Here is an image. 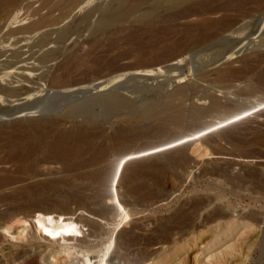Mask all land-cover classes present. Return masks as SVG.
<instances>
[{"label":"rangeland","instance_id":"374dc122","mask_svg":"<svg viewBox=\"0 0 264 264\" xmlns=\"http://www.w3.org/2000/svg\"><path fill=\"white\" fill-rule=\"evenodd\" d=\"M71 1L0 0V50L12 49L15 42L22 41L24 37L27 38L28 35L9 36V34L37 20V16H46L48 21L57 23L62 21L58 26L42 29L39 32L40 35L50 31L56 33L53 34L55 37L61 27L70 25L71 34L74 35H69L70 38L68 37L65 43L71 42L72 38V41L78 40V44L84 43V46L78 45L75 52L62 49L61 58L71 60L70 58L75 55V60L70 63L74 68L78 62L81 63V67H76L77 71L74 72L72 68L73 72H70L72 75L70 74L69 79L77 81V78L81 80L85 76L87 80L90 79L88 82L74 86L73 90L82 89V86L87 87L88 84L92 86L95 82L106 79L112 70L124 68L120 71V74L124 75L116 78L121 80L118 83L120 88L113 90L125 95L126 103L118 109H104L98 104L92 109L94 117L91 118V145L92 148L101 145L105 152L91 169L95 167V169L107 168L108 170L110 169L109 164L117 155L136 148H140L142 153L141 158L137 159L138 161L134 160V163L151 161L152 166L144 170L146 175L137 177L131 182L122 179L119 182L101 184L88 177L90 168L81 163L83 161L81 156L71 157L65 164H62L53 162L47 150H40L29 160L0 165V174L4 171L3 176L7 175L11 179L8 186L0 190L1 196L4 197L0 200V212L5 219L12 221L31 217L41 208H51L57 213L62 211L61 213H69L76 219H82L86 224L83 229L86 233L91 230L89 224L96 223L109 232L104 244L108 248L104 252L105 256L109 255L107 261H112L113 264L121 262L125 264H264V85H262L264 84V2L255 1L257 3L242 4L241 12L244 13L236 21L238 25L235 23L229 32L221 33L216 38L204 41L196 47L197 37L193 34L188 35L189 32L185 27L199 25V30L203 31L201 32L203 35L205 23L201 26L200 18L197 17H190L186 20L174 19L159 1H146L148 5L144 3L145 6L142 5L138 13L136 10L132 13V17L124 20V23L122 21L104 32L103 30L97 32L94 28L97 12L93 14L89 22L93 24L92 29L91 24L74 22L94 6L101 5L103 10L107 9L113 0H91L92 3L90 2L88 7L77 8L78 10L69 12L66 11L67 4ZM32 11L38 14L34 17L29 16L28 20L22 22L23 24L19 23V20L27 14L32 15ZM140 15L146 18L141 22H132ZM227 16L233 18L237 16V13L232 12ZM219 17L220 15L211 16L210 19L215 20ZM127 27H130V30ZM141 27H143L142 31ZM122 28L128 30H124L126 34H122ZM145 29L147 30L144 31ZM234 29L237 33L233 31ZM114 30L115 32L121 30V32L115 33ZM109 31L110 33H106ZM134 32L135 34L131 35ZM39 34H33L32 38L39 37ZM118 34L120 36H116ZM123 35L125 36L122 37ZM116 37H121L118 38L120 39L118 42ZM87 39H90V42ZM25 44L23 40L14 46L22 47L21 51H26ZM85 44L90 48L85 47ZM8 45L12 46L8 47ZM108 45H111L113 50L109 46L108 51ZM99 46H102L103 53ZM81 51L82 54H80ZM76 54H78V62ZM83 55L85 57L89 55L90 59L97 58L96 62L100 60V63H96L93 59L89 61L92 63L88 64V57L85 58ZM151 59L152 61L162 59V61L154 67H145V69L141 67L143 70L140 67H135V69L131 67L135 63L152 62ZM82 62H86L83 64L88 68L83 67ZM225 63L231 64V70L226 73L227 76H219L212 72L215 68L224 66ZM174 65H177L175 70L179 69L177 72L173 68ZM102 68L103 71H101ZM105 69L108 71L106 75ZM81 70L84 71L81 73L79 72ZM96 70L101 71L104 77L103 74L100 75L101 77L97 76ZM149 71H154L153 73L156 71L157 76L151 79L142 77L124 80L126 77H133L134 72ZM92 72L96 73L93 75ZM180 73L185 84L189 86L187 96L181 101L182 106H185L184 116H188L187 119L183 116L180 122L170 123L145 118L134 120L131 117L143 102L152 98H165L171 86L168 83L163 86V89L158 86L167 75ZM74 74L76 75L72 77ZM114 75L116 74L112 76ZM258 77L260 78L257 79ZM229 80L234 81L231 83ZM261 80L263 83L258 84ZM92 90H90L91 93L76 96L80 99L89 94L93 95L97 91ZM239 92L240 94L236 95ZM244 95L250 100L236 102L240 110L229 117L223 123L225 125L214 121V127L204 129L199 122H208L212 119L189 114V103L194 102L198 96L205 97L203 104L206 108L209 107L208 102L212 99L218 100L225 108H229L235 106L237 97L244 98ZM55 96L60 97L61 91ZM52 97L53 94H46V98ZM56 102L57 99L49 103L50 105L57 104L55 111L59 110L58 106L62 105ZM2 103L0 102V108L5 109L11 106L7 102ZM42 115L47 116V114ZM220 115L224 114L220 113ZM59 116V114L51 113L50 120ZM38 118L40 117L33 114L25 116L0 114V131L2 132L0 157L13 155L12 150L17 140L20 137L25 139L29 133L20 129L21 126L34 123ZM71 128L69 120L57 125L49 122L44 127L33 130L34 136L30 142L34 147L47 146L57 136L70 131ZM215 128L232 129L227 131V136L224 135L223 138L218 136V130ZM117 139L120 140L117 141ZM104 143L106 146L103 145ZM181 146L183 150H180ZM184 159L186 160L185 165L180 164L179 162ZM22 231L21 225L15 224L10 230V236L3 237L0 234V264H79L76 256L68 258L64 254L67 259L62 255L63 253L61 255L64 257L60 255L57 263L52 261L50 251L43 252L45 247L41 241L33 243L32 248L34 249L25 247L29 230ZM224 232L229 235L225 236ZM214 239L218 240L216 244L206 245ZM104 246L100 248L105 250ZM24 250L28 251L27 254L21 255ZM25 256H29L27 263L24 261Z\"/></svg>","mask_w":264,"mask_h":264},{"label":"bare ground","instance_id":"6f19581e","mask_svg":"<svg viewBox=\"0 0 264 264\" xmlns=\"http://www.w3.org/2000/svg\"><path fill=\"white\" fill-rule=\"evenodd\" d=\"M146 1H149V0H130V1L129 0L128 1H126V0H113L107 9L103 10L101 5L94 6L91 9H89L88 11H86L84 13V15L81 16V18L76 20L74 23L87 24V25L91 24V29H92L93 24L89 23V22H90L91 17L93 16V14L97 12L96 14H98V16H97V19L95 21L96 27H94V28L97 29V32L102 31V30L104 32L110 28L112 29L113 26L118 25L122 21H123L122 23H124V20H126L128 17H130L132 15V13L135 12L136 10H137L136 12L138 13V10H140L139 8L142 5H144V3ZM156 1H159V3L165 9V11L170 12V16L173 17L174 19H179V20L185 19L186 20V19H189L190 17H197V18H200L199 23L201 26L204 25L203 23H205V25H204L205 26V29H204L205 33L203 35L201 34V32H203V31L200 32V30H199V28H200L199 25L185 27L187 29V32H189L188 35L191 34V36H192V34H193L194 36L197 37V41L195 42L196 47L199 46L200 44H203L204 41L207 42V40H209V39L216 38V36L221 34V33L223 34L225 32H229L230 29L232 28V26L235 25L236 21H238L239 18L244 13V12H241L242 4L249 3V2H251V3L252 2L253 3H257V2L259 3L262 1L264 2V0H156ZM255 1H257V2H255ZM60 2H62V1H60ZM90 2H91V0H72L71 2H69L67 4L68 9L66 11L72 12L77 8L84 9L85 6L88 7L87 5ZM147 3H145V4H147ZM257 11H260V10H257ZM232 12L237 13V16L233 17V18L228 17L227 14L232 13ZM22 14H23V12H22ZM30 14L29 15L27 14L25 17H23L21 20H19V23H22L24 20H28L29 16L34 17L38 13L35 12V14H34V12H33L32 15H30ZM216 15L217 16L220 15V17L218 19L215 18V20L210 19L211 16H216ZM245 15H244V17H246ZM37 17H38L37 20L33 21L29 25H27L23 28H20L16 31L10 32V34H9V36H12L13 34H20L22 36L28 35L27 38L26 37L23 38V40L26 42V44L24 46V48H27L26 51H21L22 47L17 48L16 46H14V45H17V43H19V42L21 43L23 40L15 42L13 46L8 45V47L12 46L13 47L12 49H9V50L5 49L6 51H3V49L0 50V59L2 57L3 58L5 57L4 60L3 59L0 60V102L1 103L7 102L11 105L5 109L0 108V114H2L3 116H12L13 114L25 116V115H29V114L32 115L33 114V115H37L40 117L34 123H28V124H24L21 126L20 129H23V130H26L27 132H29L26 135L27 137L25 136L26 137L25 139L24 138L22 139L20 137L19 140H17V144L13 147V150H12L13 155H11L10 157H4V158L0 157V165L12 164V163H16V162H20V161H24V160H29L32 155H34L35 153L44 149V150H47V152L49 153L50 159L53 162H58V163H62V164H65L68 161V159L71 157H74V156L80 157L81 156L80 158L83 159V161L81 163H83L86 167L90 168V172L88 173V177L91 178V180L97 181L101 184H109L112 182H119L122 179H126V181L131 182L137 177H142V176L146 175L144 170L146 168H148V167L150 168V166H152L151 161L150 162L144 161L142 163L141 162L140 163H137V162L134 163V160L141 158L140 154L142 153V151L140 150V148L131 149V150L122 152V153H120L119 156L115 153L117 155V157L113 160V162H111L110 164L108 163L110 166V169H108V170H107V168L106 169L105 168L95 169V167H94V169H91L92 165L99 159V157H101V155L103 156V154H104L103 152H105V151H103L101 145H100V147L95 146V148H92V145H91V139H92L91 138V124H92L91 118L94 117L93 116L94 111L92 112V109L94 108L93 106H95L97 104L101 105L104 109H110V108L118 109V108L122 107L124 105V103H126V97H124L125 95L123 96L122 94H119V93H117V91L113 90L114 88L119 87L120 84H118V83L121 80H118L116 78L121 76V75H124V74H120V71H122L124 68L122 69V68H120L121 66H119L120 69L117 68V70H112L111 73H108L109 77L106 76L107 77L106 79L100 80L98 83L95 82L96 84L95 83H94V85L91 84L92 86H90L88 84V86L86 85L87 87L82 86L83 87L82 89L73 90L74 86H76V85L78 86V84H81L83 82H88L90 79L87 80L86 76H85V78H83L81 80H79L77 78V81L71 80L72 78L69 79V76L71 74L70 72H73L72 68H74V67H71L72 64L70 65V63H73L72 60H75L74 59L75 55L73 57L67 55V56L71 57L70 58L71 60L63 59L64 57L61 58V56L63 54V53H61V51H62V49H64V50L68 49L70 51H74V50L76 51L77 46L80 44L84 46V43L78 44V42H77L78 40L72 41V38L70 39L71 42L69 41V42L65 43V41L68 39L69 35L73 34V33L71 34L70 25L66 26V27L64 26L63 28L61 27L57 31V35L55 37L53 36V34L55 32H50V31H47L44 34L40 35L39 32L42 29L58 26L62 21L60 23L59 22L57 23L56 21H50V20L48 21L47 20L48 17H46V16H41V17L37 16ZM145 18H146L145 16L140 15V16L134 18L133 20L131 18V20H132V22L134 21L136 23V22H141ZM263 18H264V16H263ZM53 19H55V18H53ZM236 24L238 25V23H236ZM80 26H82V25H80ZM147 26L148 25H146V27ZM76 27H77V25H76ZM130 27H127V29L129 28V30H130ZM141 28H142L141 29V31H142L143 27H141ZM72 29H74V28H72ZM88 29H89V27H88ZM125 29L126 28H124L122 30L123 31L122 34L127 33V32L124 33ZM127 29L125 31H128ZM147 29H145L144 31H146ZM132 30H134V29H132ZM94 31H93V33H95ZM117 31L115 32V30H114L115 33L121 32V30H120V32H117ZM233 31H235V29ZM233 31H231V33ZM106 33H110V31L106 32ZM111 33H112V31H111ZM33 34H35V35L39 34V37L32 38ZM134 34H135V32L131 35H134ZM262 34L263 33L261 32V35ZM95 35H96V33H95ZM188 35H186V36H188ZM114 36H112V38ZM116 36H120V35L118 34ZM124 36L125 35H123L122 37H124ZM93 37H94V34H93ZM107 37H109V35ZM107 37L105 38V40L107 39ZM188 37H190V36H188ZM77 38H80V37H77ZM116 38H117V42H118L120 40V39L118 40V38H121V37H116ZM87 40H89V42H90V39H87ZM86 42H88V41H86ZM102 43H103V41H102ZM112 43H114V42H112ZM86 44H88V43H86ZM86 44H85V47L88 46V45L86 46ZM109 44H111V43H109ZM19 45H23V44H19ZM91 45L93 47L92 43H91ZM111 45H108V51H109V46H111ZM83 46H81V47H83ZM85 47H83V48L85 49ZM101 47H100V50H101ZM172 47L173 46H171V49H173ZM176 47L179 48L180 46H176ZM106 49H107V47H106ZM111 49H112V46H111ZM96 51H97V49H96ZM101 51H99V52H101ZM103 51H102V53H103ZM87 52H88V50H87ZM94 52H95V50H94ZM77 53H78V51H77ZM93 53H92V55H93ZM80 54H82V51ZM83 54H85V53H83ZM76 55H77V58H76V60H77L78 54H76ZM120 55H122V54H120ZM120 55H117V56H120ZM67 56H66V58H67ZM102 56H104V55H102ZM84 57H82V58H84ZM87 57L89 59V60L87 59L88 60L87 63L89 64L90 63L89 61L93 60L94 58L92 57L93 59H90L91 57L89 55L86 56L85 58H87ZM94 57H95V54H94ZM159 57H160V55H159ZM100 58H98V59H100ZM119 58H117V59H119ZM84 59H83V61H84ZM95 59H97V58H95ZM114 59H116V58L114 57ZM79 61H80V58H79ZM96 61L97 60H95V62ZM110 61H111V59H110ZM150 61H152V59ZM161 61H162V59L161 60H155V61L148 62V63H141L140 62V63H135V64L131 65V67L133 66L134 69H135V67H140V68L142 67L145 69V67L150 68V67L157 66L161 63ZM77 62H78V60H77ZM98 62H96V63H98ZM74 63H75V61H74ZM83 63L84 62H82V64ZM110 63H112V61ZM93 64L91 65L92 67H93ZM107 64L109 65V63H107ZM76 65L81 67V63H79V62ZM77 66H75L74 72L77 69L76 68ZM85 66L87 67V65H84L83 67H85ZM94 66H96V64ZM97 66H98V64H97ZM176 67H177V65H174V67H173L174 70L176 69ZM100 68L101 67H99V69ZM230 68H231V64L225 63L224 66L217 67L212 72H214L216 75H219V76L220 75L227 76L226 73H228V71L231 70ZM83 69H85V68H83ZM99 69H97V70H99ZM125 69H126V67H125ZM86 70L87 69H85V71ZM97 70H96V72H98V73L95 72L96 75L98 74L97 76L101 77L100 75L103 74V73H101V71H103V68L100 72ZM178 70H175V71L177 72ZM234 70H237V69H234ZM247 70H249V69H247ZM83 71L84 70H81L79 72L82 73ZM113 71H114V73H113ZM232 71H233V69H232ZM243 71H244V69H243ZM249 71H248V73H249ZM79 72H78V74H80ZM107 72L108 71L106 70L105 75L107 74ZM130 72L132 73L133 71H130ZM153 72H151V71L145 72V73L134 72L135 74L133 75V77H128V78L126 77V78H124V80H128V79L131 80L132 78L139 79L142 77H144V78L146 77V79H151V78H153V76H157V72L155 71L156 74ZM170 72H173V71H170ZM92 73H93V75L95 74L94 72H92ZM245 73H246V71H245ZM78 74H77V76H78ZM109 74H112V75L116 74V75L112 76ZM166 74H168V73H166ZM75 75L76 74H74L72 77H74ZM103 77H104V74H103ZM228 77H229V75H228ZM242 78H244V77H242ZM259 78L260 77H258L257 79H259ZM220 79H218V80H220ZM230 79H231V77H230ZM238 79H239V77H238ZM250 79H252V78H250ZM223 80L227 81L225 79H223ZM234 80H235V78H234ZM233 81H230V82L232 83ZM254 81H256V80L254 79ZM257 82H256V86H257ZM261 82L263 83V81L261 80L260 83H258V84H262ZM166 83H168V85L171 86V89H170V91H168L167 96L165 98H161V99H159V98L153 99L152 98L148 101L143 102L142 104L139 103L140 106L137 109V112L135 114H132V116H131L134 120H136L138 118H145V119L160 120L162 122H170V123H178L182 120V118L184 116V112H185V106L184 107L182 106L181 101H183L182 99H184L187 96V91L189 90V86L187 84H185L184 78L182 77L181 73L176 74V75H171V74L167 75L165 77V80L158 87L160 89H163V86ZM242 83H243V81H242ZM262 85H264V84H262ZM110 87H112V88H110ZM91 89H93L94 91L95 90H97V91L94 92L93 95L89 94L88 96H86L84 98H80V99L76 96L77 94L78 95L79 94L84 95L85 93L90 92ZM256 89H258V88H256ZM120 90H122V89H120ZM60 91H61V96L60 97L55 96V94L57 92H60ZM74 92H76V94H72ZM129 92H133V91L129 90ZM48 93H50L51 95L53 94V97L52 98H46V94H48ZM241 93H242V91H241ZM255 93H257V92H255ZM237 94H240V92L236 93V95ZM252 94H254V93H252ZM130 95H131V93H130ZM56 99H57L56 103H58V105L59 104H62V105L58 106L59 110L55 111L54 109H55V107H57V104L56 105L55 104L50 105L49 103L53 102L54 100L56 101ZM195 99L196 100L194 102L189 103V108H188L189 114H191V115L197 114L201 118H211L212 119V121H208V122H199V125L204 129L214 127V121H219L220 123L222 122V124H223L225 121H227L229 119V117H232L233 115H235L238 112V110H240V108L238 107L236 102L250 100L249 97H246L245 95H244V98L243 97H237V99H235V106L234 107L225 108V106L221 105L218 100L212 99V100H210V102H208L209 107L206 108V107H204V104H203L205 101V97L198 96ZM11 101L15 102V103H10ZM134 106H132V107H134ZM231 106H233V105H231ZM49 112L59 114L60 116L55 117L53 120H50V114L51 113L48 114ZM186 112H188V111H186ZM220 113H223L224 115L221 116ZM42 114H45V115L47 114V116H43ZM184 118L187 119L188 116L187 117L184 116ZM201 118H199V119H201ZM109 119H110V117H109ZM67 120H69L71 127H72L70 131H68L62 135L57 136L47 146H43V145H37L36 147L32 146L30 141L32 140V138L34 136V134L32 133L33 130H35L37 128H42L46 124H48L49 122H54L57 125L59 123L66 122ZM168 125H170V124H168ZM223 125H225V124H223ZM111 126L112 125H110V127ZM94 129H95V127H94ZM215 129L218 130V133H217L218 136L224 138V135H226L228 133L227 131L231 130L232 128H230V129L227 128L228 130L221 129V128L220 129L215 128ZM119 130L121 133V129H119ZM114 132H112V133H114ZM116 132H119V131H116ZM1 134H2V132L0 131V136H1ZM123 137H124V132H123ZM127 138H128V136H127ZM39 139H41V138H39ZM106 139H104V140H106ZM119 140L120 139H117V141H119ZM124 140H125V138H124ZM129 140H131V139H129ZM126 141H127V139H126ZM103 145H105V143ZM115 145H116V143H115ZM108 147H107V149H108ZM180 150H183L182 146L180 147ZM160 153H161V150H160ZM165 156H167V155H165ZM143 157H145V156H143ZM182 161L181 162L177 161V162H179L180 164L183 163L185 165L186 160L184 159ZM104 162H106V161H104ZM80 167H82V166H80ZM65 169H67V168H65ZM86 172H88V171H86ZM3 173H4V171L3 172L1 171V174H0V190L5 189L11 181V179L6 174H5L6 176H3ZM83 174L85 175V173H83ZM253 178H254V176H253ZM53 183H55V182H53ZM254 183H256V182H254ZM0 193H1V191H0ZM1 195L2 194H0V200H3L2 198H4V197H2ZM61 212L62 211L57 213L56 211H54V209H51V208H41L38 211H36L34 213V215L31 217L28 216V217L21 218V219H13V220L11 219L12 221H8V219H5V216L0 212V234H2L3 237L8 236V235L10 236L11 235L10 234L11 228L13 229L15 224L21 225V228L23 229V231L29 230V232L26 235L27 240L25 241V244H24L25 247H29L31 249L33 247L34 242H38V241L43 242L44 243L43 247H45L43 252L45 253V251H48V252L50 251V254H51L50 259H52V261L56 262L57 259H59L58 257L63 253L62 255L65 254L68 258H71L72 256H76L75 258L78 260L79 264H113L112 261L111 262L107 261V259L109 258V255L105 256V252H104L107 250L106 248H108V246L106 247V246H104V244L106 242L105 239H107V237L109 235V232L105 231L98 224L91 223V224H89V229H91V230L90 231L87 230L89 232L86 233V230H83L86 227V224H84L85 222L82 219H76L73 216H71L69 213L65 214V213H61ZM19 228H20V226H19ZM224 233L223 234L225 236L229 235V233H226V232H224ZM23 235H25V234H23ZM19 236H21V235H19ZM118 240H119V238H118ZM217 241H218L217 239H214L213 241L207 243L206 245L207 246L210 244L214 245L217 243ZM103 246L105 247V250H102L100 248ZM56 248H58V249L56 250ZM32 249H34V248H32ZM23 252L24 253L21 255L27 254L28 251L24 250ZM62 255H61V257L65 256V255L64 256H62ZM25 257H26V259L24 261H25V263H27V260H29V256H25ZM126 263H128V262H126ZM116 264H125V263L121 262V263H116Z\"/></svg>","mask_w":264,"mask_h":264}]
</instances>
